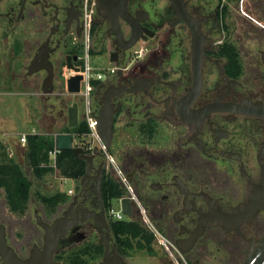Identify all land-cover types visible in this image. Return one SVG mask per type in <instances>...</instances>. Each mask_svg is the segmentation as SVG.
<instances>
[{
	"label": "flooded vegetation",
	"instance_id": "af4514ba",
	"mask_svg": "<svg viewBox=\"0 0 264 264\" xmlns=\"http://www.w3.org/2000/svg\"><path fill=\"white\" fill-rule=\"evenodd\" d=\"M87 50L117 69L96 82L91 102L111 117L112 137L105 150L82 148L93 160L65 212H104L110 226L97 194L110 178L188 258L214 249L220 264H242L264 237V0H0L3 92L10 81L41 91L64 113L68 67L80 72ZM37 214L55 221L34 211L35 223L16 232L0 220L21 259L43 248ZM85 226L100 234L93 219L69 234Z\"/></svg>",
	"mask_w": 264,
	"mask_h": 264
},
{
	"label": "rangeland",
	"instance_id": "374dc122",
	"mask_svg": "<svg viewBox=\"0 0 264 264\" xmlns=\"http://www.w3.org/2000/svg\"><path fill=\"white\" fill-rule=\"evenodd\" d=\"M234 1L240 2L242 0ZM91 63L95 68V73H106L109 69L108 66L104 65L100 57L93 58ZM3 91L4 90L0 87V167L17 164L33 182L29 202L22 212H16L11 209L7 191H5L3 186H0V220L12 226L15 224H19L20 226L17 230L11 227L12 229L9 230V233L12 235V230L16 232L22 231L21 228L26 221L31 220L35 223L34 211H37L40 216L45 215L48 221H54L62 217L72 203L74 194L77 192L81 181L74 180L69 175H66L60 168H55L54 171L48 172L42 179L33 176L32 168H30L31 164L26 165L30 146L29 143L25 146L21 144V136L23 134L37 136L44 139V141L47 142L46 144L50 143V141L55 142L57 135L68 134L65 133L66 130L70 128L68 125L67 109L74 103H79V118L80 121H82L83 102L80 97L75 98L73 95H62L65 100V111L61 113L59 101L49 98L48 95H45L41 91L37 93L24 90V93H22L18 85L16 83H11V81L7 87V92ZM47 149L48 148L41 152L40 157L45 158ZM41 167L53 168L51 167L50 158L48 162L43 160ZM71 191L73 194H70ZM57 195H63L64 202L55 207L49 206L41 200V198H52ZM115 208L119 210L120 205L116 203ZM132 221L143 222L138 216L133 218ZM92 230L93 234H89V236L98 243L104 244L99 231L95 228H92ZM166 236L168 237L169 235ZM19 237L22 238V234L19 235ZM90 237L89 239H91ZM107 238L112 245L114 243V238L111 234H108ZM133 243L134 249L126 251L122 255L124 260L123 264H168L165 250L159 245L155 238L152 243L151 252L138 249L137 241ZM27 252L29 253V248ZM189 258L188 260L191 263L192 261H199L198 264H220L218 259L222 257L212 249L205 257H198L194 254L189 256ZM101 261L102 258L100 262Z\"/></svg>",
	"mask_w": 264,
	"mask_h": 264
},
{
	"label": "trees",
	"instance_id": "16d2710c",
	"mask_svg": "<svg viewBox=\"0 0 264 264\" xmlns=\"http://www.w3.org/2000/svg\"><path fill=\"white\" fill-rule=\"evenodd\" d=\"M88 132L85 121H80L78 127L68 128L65 133L75 136L79 141V146L85 143L81 140L82 135ZM30 146L31 166L33 176L42 179L48 172L60 168L66 175L74 180H81L86 173V163L82 159H77L70 151H61L57 157L56 167H41L43 160L49 161V153L54 149L55 142H47L37 136L28 138ZM83 144V145H82ZM46 148L45 158L40 157L41 152ZM28 153V154H29ZM26 165L27 159H26ZM0 186L5 188L8 194V201L13 211H24L30 196L33 182L28 175L17 164L5 165L0 167ZM127 191H122L119 185L110 178L102 180V201L109 212L114 202L123 198ZM43 203L49 206H57L64 202L63 195H57L52 198H41ZM110 234L114 238V243L118 253L122 256L126 251L134 249V243L137 241V248L140 250L152 251L153 236L146 230L145 226L139 221L123 220L115 221L111 218ZM154 223L162 231L157 221ZM92 227L85 226L71 232L67 237L61 240L58 249L54 252V261L60 264H98L105 254L106 247L97 241L88 238L92 234Z\"/></svg>",
	"mask_w": 264,
	"mask_h": 264
},
{
	"label": "water",
	"instance_id": "95a60500",
	"mask_svg": "<svg viewBox=\"0 0 264 264\" xmlns=\"http://www.w3.org/2000/svg\"><path fill=\"white\" fill-rule=\"evenodd\" d=\"M173 1V0H172ZM139 38L132 43L134 46L138 42ZM74 73H78L79 69L74 67H68ZM81 75H73L67 81L68 92L72 95L80 92V85L82 81ZM79 110L78 105L74 103L68 108V125L70 128L78 127L79 121ZM99 121V135L105 142H110L112 137V120L110 116L103 118L101 115L98 116ZM73 136L71 134H60L56 136L55 142L58 150L70 151L74 154L77 159L87 160L90 164L92 163L93 157H89L85 154L84 150L73 145ZM27 163L30 165L31 156L27 154ZM85 178L82 179L81 184L84 183ZM97 194L101 195V191H97ZM101 198V197H100ZM77 200V199H76ZM75 200V201H76ZM131 198H123L120 201V208L122 212L128 217L134 216ZM71 211V210H70ZM67 211L62 217L57 218L52 225H48L42 221L37 214L38 225L44 230V245L40 249L35 247L31 255L27 259H21L17 256L15 251L10 248L4 237V232L0 226V255L3 258V264H60L52 261L53 253L58 249L59 243L62 239L68 236L69 232L79 224L86 222L89 219H93L96 226L100 228V234L102 236V242L106 247V253L102 261L99 264H123L124 260L118 253L117 248L114 247L111 250V244L107 238L106 230L109 229V224L104 217L103 213H97L89 211L84 214L83 217L78 218L77 216H71V212ZM252 249L247 253L246 259L242 264H264V237L258 241H250ZM179 249L185 253L184 249L177 243Z\"/></svg>",
	"mask_w": 264,
	"mask_h": 264
},
{
	"label": "built area",
	"instance_id": "2783aa9c",
	"mask_svg": "<svg viewBox=\"0 0 264 264\" xmlns=\"http://www.w3.org/2000/svg\"><path fill=\"white\" fill-rule=\"evenodd\" d=\"M91 12H86L85 14V23H86V31H85V41L87 44L88 41V29L91 27ZM144 53L143 48L136 49V55H142ZM83 66L81 67V70L79 73H75V75L79 74L81 75L82 81L80 85V92L78 94H74V97L81 98L83 102V113H82V121H85L88 127V132L84 135H82L81 140L85 143V147H89L92 150L99 149L105 150V144L102 140V138L99 135V121H98V115L94 114L91 102H92V95L95 89L96 82L102 80L105 73L103 72H97L95 73V68L93 67L91 61L89 60L88 50L86 51L85 55L82 56ZM115 70H117L115 67L108 69L106 73H113ZM80 119V118H79ZM80 121V120H79ZM33 135L29 134H23L20 138V142L22 145H26L28 143V138ZM73 136V145L75 147H78L79 141L75 139V136ZM83 145V144H82ZM84 146H79V148H85ZM61 153L60 150H58L56 146V142L54 145V149L49 153L50 161H51V167H56L57 163V157ZM131 193V200L134 202L137 206L138 213L134 215L132 218H126L127 216L122 212V209L120 208L117 210L115 207H113L109 211V216L114 219L115 221H123V220H132L133 218H136L137 216L139 219H141L143 222L142 224L147 228L148 232L155 238L159 245L164 248L168 264H192L188 257L179 249L177 244L170 240L154 223V221L151 219L150 215L145 211V209L140 205L139 201L132 195V191H128ZM72 194V191L70 192ZM122 199H119V204ZM135 208V207H134Z\"/></svg>",
	"mask_w": 264,
	"mask_h": 264
}]
</instances>
